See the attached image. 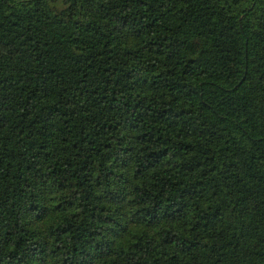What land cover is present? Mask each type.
Listing matches in <instances>:
<instances>
[{
	"label": "trees",
	"instance_id": "obj_1",
	"mask_svg": "<svg viewBox=\"0 0 264 264\" xmlns=\"http://www.w3.org/2000/svg\"><path fill=\"white\" fill-rule=\"evenodd\" d=\"M0 264H264V0H0Z\"/></svg>",
	"mask_w": 264,
	"mask_h": 264
}]
</instances>
